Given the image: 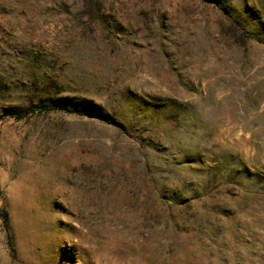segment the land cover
<instances>
[{"label":"rangeland","instance_id":"374dc122","mask_svg":"<svg viewBox=\"0 0 264 264\" xmlns=\"http://www.w3.org/2000/svg\"><path fill=\"white\" fill-rule=\"evenodd\" d=\"M0 264H264V0H0Z\"/></svg>","mask_w":264,"mask_h":264},{"label":"trees","instance_id":"16d2710c","mask_svg":"<svg viewBox=\"0 0 264 264\" xmlns=\"http://www.w3.org/2000/svg\"><path fill=\"white\" fill-rule=\"evenodd\" d=\"M7 223V222H6Z\"/></svg>","mask_w":264,"mask_h":264}]
</instances>
